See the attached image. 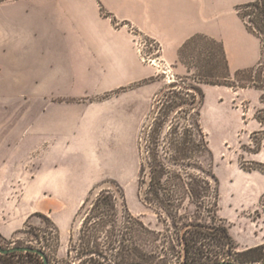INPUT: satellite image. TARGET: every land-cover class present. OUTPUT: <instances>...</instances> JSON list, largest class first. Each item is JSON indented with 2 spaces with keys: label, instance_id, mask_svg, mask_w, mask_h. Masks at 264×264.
Wrapping results in <instances>:
<instances>
[{
  "label": "crops",
  "instance_id": "0c3cea01",
  "mask_svg": "<svg viewBox=\"0 0 264 264\" xmlns=\"http://www.w3.org/2000/svg\"><path fill=\"white\" fill-rule=\"evenodd\" d=\"M250 1L0 0V193L23 195L11 232L33 195L79 197L50 209L63 227L58 213L71 214L102 179L96 151L136 142L158 83L148 82L154 66L141 60L130 27L160 42L172 64L193 35L216 38L234 73L263 54L237 10Z\"/></svg>",
  "mask_w": 264,
  "mask_h": 264
},
{
  "label": "rangeland",
  "instance_id": "374dc122",
  "mask_svg": "<svg viewBox=\"0 0 264 264\" xmlns=\"http://www.w3.org/2000/svg\"><path fill=\"white\" fill-rule=\"evenodd\" d=\"M138 36L147 42L145 56L158 61V66L152 64L155 76L148 81L158 83V88L151 100L150 114L144 117L131 150L96 151L95 167L102 178L96 184L105 187L109 179L118 180L125 192L128 211L134 218H140L161 231L160 242L166 243L169 248L176 246V250L170 252L168 264H181L182 245L177 240L176 230L171 228V221L167 220L166 215L144 202L139 193V177L143 161L157 148L158 143L160 153L166 155L169 141L182 138L185 134L188 140L193 134L194 139V123L198 120L212 150V157L206 156L202 160L206 167L210 163L213 165L210 169L217 177L218 184L213 183L210 198L204 201L205 209H202L197 220L216 228L225 226L233 240L234 251L231 253L234 257L238 252L258 246L264 251V166L261 164L264 162L259 156L264 151V84L259 83L255 87L251 81L264 80V75L260 78L262 74L255 72L236 76L235 72L230 71L232 78H224L228 72L222 43L208 35L203 34V38L189 47L184 58L179 53L177 64L163 57L164 47L156 39L142 32H138ZM212 72L219 77L210 76ZM201 75L209 82L203 83ZM241 84L253 86L241 88ZM197 86L203 90V96L194 90ZM187 145L190 146L189 143ZM105 153L107 158L103 156ZM75 159L69 154L66 157L70 164H74ZM144 177L145 180L149 179L147 169ZM89 192L80 198L79 205L71 214L67 211L58 213L65 222L63 227L54 220L50 209H69L79 197L67 194L33 195L26 203L23 225L13 232L10 229L15 219L20 217L23 195L15 191L0 193L1 247L33 246L47 254L49 263L60 264L67 258L71 240L79 238L83 220L89 212L88 208L82 211L81 205ZM97 197L94 196L90 203L95 202ZM186 207L192 213L196 212L195 206L189 207L186 203ZM119 208L117 228L123 224L122 208ZM207 236L212 245L210 260L222 256L223 248L226 251L231 249L229 246L216 247L218 242L214 241V234ZM18 260V256L3 258L0 254V264ZM24 261L25 264L38 263V259L33 257Z\"/></svg>",
  "mask_w": 264,
  "mask_h": 264
},
{
  "label": "trees",
  "instance_id": "16d2710c",
  "mask_svg": "<svg viewBox=\"0 0 264 264\" xmlns=\"http://www.w3.org/2000/svg\"><path fill=\"white\" fill-rule=\"evenodd\" d=\"M237 10L248 29L261 39L263 54L257 65L235 71V75L245 73L251 75L258 72L262 74L259 76L261 78L264 75V0H253L241 4L237 6ZM202 35H195L184 44L179 52L181 58H184L189 47L203 38ZM222 48L228 72L224 78L230 79L232 78L229 76L230 67L223 45ZM210 76L219 77L215 72H212ZM201 80L203 83L209 82L205 81L203 76ZM251 81L255 87L259 86V83L264 84V80L261 79ZM253 85L241 84L239 87L245 88ZM194 90L197 94L204 95L199 86L194 87ZM194 131H196L194 139L193 134L191 140H188L185 134L182 138L169 141L168 150L165 151L166 155L160 153L158 143L157 148L145 158L139 177L141 197L144 202L159 210L166 215L167 220L171 221V228L176 230L175 235L182 245L181 264H219L223 261L236 264L264 263L262 247L238 252L234 257L231 253L234 251V244L228 229L225 226L216 228L197 220L202 209H205L204 201L210 198L209 193L213 183L218 184V180L213 170L210 169L213 165L210 163L206 167L202 160L206 156L212 157V150L198 120L194 123ZM261 164L264 166V163ZM146 169L149 173L148 180L144 177ZM107 184L105 187L95 184L88 198L83 200L81 210L86 211L88 208L89 212L83 220L78 240H71L67 258L63 259L60 264H128L131 262L168 264L170 252L176 250V246L169 248L166 243L162 244L160 242L161 231H157L155 227L145 223L142 219L133 217V214L128 211L125 192L118 180L109 179ZM97 195L96 201L90 203V200ZM186 203L189 207L195 206L196 212L192 213L186 207ZM119 207L122 208L123 224L117 228ZM207 233L214 234V241L218 242L216 247L229 246L231 249L226 251L223 248L222 256L210 260L212 245L208 241ZM105 237L107 240L104 241ZM170 243L172 245V242ZM14 256H18L19 260L17 262L5 261L6 264H25L24 259L30 257L37 258V264L44 263L42 256L32 251L2 255L3 258ZM50 264H53L52 261Z\"/></svg>",
  "mask_w": 264,
  "mask_h": 264
},
{
  "label": "water",
  "instance_id": "95a60500",
  "mask_svg": "<svg viewBox=\"0 0 264 264\" xmlns=\"http://www.w3.org/2000/svg\"><path fill=\"white\" fill-rule=\"evenodd\" d=\"M28 251H32L33 253H37L39 255L42 256V258L44 259V263L43 264H50L49 263V258L47 256V254L45 252H43L42 250L38 249V248H33L31 246H24V247H12V248H2L0 245V254L2 255H6V254H10L13 252H28ZM128 264H145V263H141V262H135V263H128ZM219 264H236V263H232L229 261H223Z\"/></svg>",
  "mask_w": 264,
  "mask_h": 264
},
{
  "label": "built area",
  "instance_id": "2783aa9c",
  "mask_svg": "<svg viewBox=\"0 0 264 264\" xmlns=\"http://www.w3.org/2000/svg\"><path fill=\"white\" fill-rule=\"evenodd\" d=\"M125 26L127 27L128 25L126 24ZM130 29L133 32L134 42L137 47V53L140 56L141 60L143 62H148L150 64H153L154 66H158L157 65L158 61L156 59L151 58V56L146 57L144 54L145 48L147 46L146 40L143 37L138 36V32L133 27H130Z\"/></svg>",
  "mask_w": 264,
  "mask_h": 264
}]
</instances>
